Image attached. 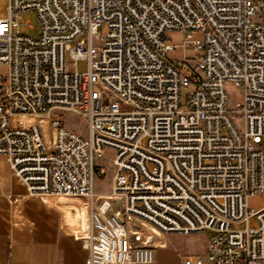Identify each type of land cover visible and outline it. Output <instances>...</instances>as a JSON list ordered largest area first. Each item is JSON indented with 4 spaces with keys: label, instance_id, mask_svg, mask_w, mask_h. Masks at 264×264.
<instances>
[{
    "label": "built area",
    "instance_id": "built-area-1",
    "mask_svg": "<svg viewBox=\"0 0 264 264\" xmlns=\"http://www.w3.org/2000/svg\"><path fill=\"white\" fill-rule=\"evenodd\" d=\"M6 9L0 156L21 199L89 200L90 231L72 234L86 264H152V232L207 233L205 260L181 264H264V207L248 208L264 194V0H7ZM27 12L36 37L16 30ZM173 32L180 46L167 44ZM80 58L84 73L73 68ZM227 83L242 95L234 110ZM53 112L80 117L86 136ZM14 117L47 118L53 143ZM97 160L111 164L108 196L93 191L107 173Z\"/></svg>",
    "mask_w": 264,
    "mask_h": 264
},
{
    "label": "crops",
    "instance_id": "crops-1",
    "mask_svg": "<svg viewBox=\"0 0 264 264\" xmlns=\"http://www.w3.org/2000/svg\"><path fill=\"white\" fill-rule=\"evenodd\" d=\"M25 194L0 156V264H86V251L73 236L83 235L88 225L86 201L60 196L21 199ZM158 246L152 264H181L184 259H196L182 254L170 234L163 235Z\"/></svg>",
    "mask_w": 264,
    "mask_h": 264
},
{
    "label": "rangeland",
    "instance_id": "rangeland-1",
    "mask_svg": "<svg viewBox=\"0 0 264 264\" xmlns=\"http://www.w3.org/2000/svg\"><path fill=\"white\" fill-rule=\"evenodd\" d=\"M7 0H0V18H5L7 16ZM19 33L36 37L39 30V23L34 16V14L27 12L21 14V18L18 21V27L16 29ZM104 32L105 29H102ZM167 44L171 45H181L184 39V36L179 33H167L166 37ZM193 39H202V35L200 33H193ZM187 57L195 58L197 55L193 53L190 48L191 45H186ZM183 51L179 48L176 52L172 54L173 57H181ZM67 61H73L70 56H67ZM70 67V66H69ZM77 70L78 73H84L87 69V61L84 58H80L76 60V67H73ZM72 69V68H71ZM4 69H0V73H3ZM228 98H229V107L230 109L234 110L236 104L240 103L242 100V95L240 89L236 87L232 83H227L224 86ZM185 91L182 90V96L184 97ZM52 117L58 121H60L67 129L77 133L80 136H86V129L83 120L78 117L77 115L70 114V113H63V112H53ZM16 121V120H14ZM238 129L243 131V123L242 121H238L236 123ZM108 158L111 157V154L107 153L106 155ZM102 163L103 166L106 167L107 173L100 178H96L94 181L93 191L95 194H103V196H108L110 192V162L106 160H97V163ZM264 207V194H257L252 196L248 199V208L253 211H257ZM250 227L256 226V221L252 219L250 221ZM170 237L174 239V244L176 248L182 253L187 254L191 258L202 259L205 260L206 252H205V245H206V232H195L189 234H182V233H169ZM158 247H156L157 249ZM155 249V250H156ZM169 259H173L171 254H168ZM159 258V257H158ZM165 258H160V260H164ZM157 260V259H156Z\"/></svg>",
    "mask_w": 264,
    "mask_h": 264
},
{
    "label": "bare ground",
    "instance_id": "bare-ground-1",
    "mask_svg": "<svg viewBox=\"0 0 264 264\" xmlns=\"http://www.w3.org/2000/svg\"><path fill=\"white\" fill-rule=\"evenodd\" d=\"M21 120L24 125H27L28 123H30L31 125H38L40 126V128L42 129L44 136H45V144L47 146H50L53 141H54V131L53 129H51L48 126V120L47 118H41V119H34V118H30V117H21V118H17L14 117L13 120ZM48 197V196H46ZM60 197H66V196H60ZM81 198V197H80ZM86 201L87 205H88V211L90 210V205H89V200L87 198H82ZM90 231V218L88 221V225L84 228L83 230V235H87ZM150 236H153L154 238V244L156 245V247H159L158 245L163 241V235L159 234V233H155L152 232L150 234Z\"/></svg>",
    "mask_w": 264,
    "mask_h": 264
}]
</instances>
